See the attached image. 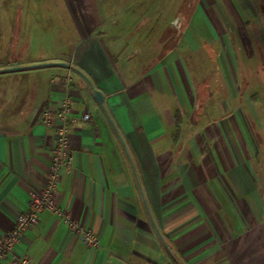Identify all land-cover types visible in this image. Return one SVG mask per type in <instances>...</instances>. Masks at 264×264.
Wrapping results in <instances>:
<instances>
[{
    "label": "crops",
    "instance_id": "crops-1",
    "mask_svg": "<svg viewBox=\"0 0 264 264\" xmlns=\"http://www.w3.org/2000/svg\"><path fill=\"white\" fill-rule=\"evenodd\" d=\"M260 21L257 0H195L173 44L143 68L128 43L107 41L88 19L67 58L17 67L65 66L5 75L0 235L45 185L55 136L44 114L69 99L72 155L56 200L99 243L45 211L1 264H264L262 179L241 77L261 63L262 50L246 41Z\"/></svg>",
    "mask_w": 264,
    "mask_h": 264
},
{
    "label": "rangeland",
    "instance_id": "rangeland-1",
    "mask_svg": "<svg viewBox=\"0 0 264 264\" xmlns=\"http://www.w3.org/2000/svg\"><path fill=\"white\" fill-rule=\"evenodd\" d=\"M194 1L2 0L0 70H11L15 65L19 68L33 59L67 58L74 38L79 37L78 32L88 19L99 36H106L107 41L113 37L122 45L128 43L130 59L143 68L149 67L173 44L176 20L182 14L188 15ZM257 2L260 28L255 38L247 35L246 41L251 48L262 50V60L258 67L254 63L244 65L241 77L248 94L246 120L256 151L255 171L262 179L264 218V0ZM34 69L38 68L0 73V97L9 92V84L3 82L5 75Z\"/></svg>",
    "mask_w": 264,
    "mask_h": 264
},
{
    "label": "built area",
    "instance_id": "built-area-1",
    "mask_svg": "<svg viewBox=\"0 0 264 264\" xmlns=\"http://www.w3.org/2000/svg\"><path fill=\"white\" fill-rule=\"evenodd\" d=\"M53 113L50 110L44 114V120L52 127L55 136L47 181L40 190L32 193L28 209L19 214L15 228L10 233L0 235V264L9 254L13 253L25 231L38 225L40 215L45 211L52 212L59 217L63 226L74 232L87 245L97 246L99 243L97 235L92 230L72 219L58 206L57 188L62 181L63 170L69 167L72 155L69 125L75 123L76 119L69 99L56 108L55 115ZM82 119L89 121L90 115L84 114ZM18 263L34 264L26 257H20Z\"/></svg>",
    "mask_w": 264,
    "mask_h": 264
},
{
    "label": "water",
    "instance_id": "water-1",
    "mask_svg": "<svg viewBox=\"0 0 264 264\" xmlns=\"http://www.w3.org/2000/svg\"><path fill=\"white\" fill-rule=\"evenodd\" d=\"M54 65H60V66H65L63 63H45V64H38L30 67H19V68H13V69H8V70H0V73L8 72V71H16V70H22V69H32V68H42V67H49V66H54ZM93 95L97 103L104 107V102H103V95L99 90H96L94 87L92 88Z\"/></svg>",
    "mask_w": 264,
    "mask_h": 264
}]
</instances>
